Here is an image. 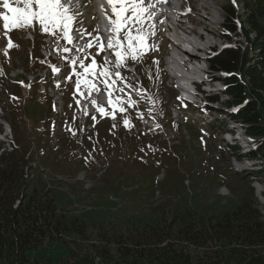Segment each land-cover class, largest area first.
Returning a JSON list of instances; mask_svg holds the SVG:
<instances>
[{
  "label": "rangeland",
  "instance_id": "374dc122",
  "mask_svg": "<svg viewBox=\"0 0 264 264\" xmlns=\"http://www.w3.org/2000/svg\"><path fill=\"white\" fill-rule=\"evenodd\" d=\"M200 1L191 0L189 4L193 2L199 8L201 6ZM205 1L208 3L206 5L217 10L219 21H222L224 13L222 7L230 1L241 2L242 0H217L218 5L211 3V0ZM90 2L91 0H87L86 14L79 16V22L74 25V28L77 29H89L88 33H91L94 26V9L90 7ZM0 13L11 16V13L5 8L0 10ZM192 13L199 17L209 16L207 11L202 10L199 12L194 10ZM35 24H37L36 28L39 33H46L38 23L34 22L33 25ZM3 25V16L0 15V33L3 34V36L1 35L2 54L6 56L9 63H12L14 56H24L21 29L20 27L5 29ZM154 26V23H150V25L144 23V32L152 33L148 37L149 49L136 59V61L141 60L140 65H148L149 63L148 72L151 71L149 66L155 65V68L158 69L162 66L159 62V57L162 56L160 51L152 49V45L158 46L159 44L158 40H152V36L156 32L158 33ZM216 26L214 25V27ZM106 28L109 29V26L106 25ZM224 28L218 31L219 35L222 36L224 33L223 35L228 41L246 44L245 31L241 22H237V29L234 33L223 32ZM23 31L27 54H34L36 46L39 44V50L43 57L41 49L45 46L48 49H53V58L61 59L62 50L59 48V41L53 45H49L43 38L37 39L35 37V40L31 41L27 39L30 35L26 29ZM92 36L93 34L87 37L91 38ZM9 39L15 45L14 47H8ZM47 39L49 40V38ZM92 41L93 39H91ZM219 49L218 47L208 56V58L211 57L210 64L211 68L213 67L211 76L215 77L221 75L215 72L212 61ZM74 50L76 53L77 47H74ZM92 57L97 60L98 64L103 65L101 51L88 48L78 55L75 59L77 61L75 65H72L73 60H70L67 66L73 68L76 73H83L81 63H90ZM160 58L163 59V56ZM23 59L25 62L31 60L28 57H23ZM23 59L21 57L14 58L16 67L15 70L13 69L14 71L12 70L13 73L10 72L11 69L8 71L10 77L14 78L17 74H23L21 67L27 72L38 66L31 64L30 70H27ZM128 60L131 58H127L119 66L115 60H112L116 63H111L110 71H119L125 77L126 85L124 86L132 97L127 96L128 98L123 101V104L115 103L114 106L112 102L115 101L109 99V95H103L106 101L110 102V105L95 104L90 106V112L87 110L89 114L87 118L94 121L95 127L86 136V146L82 150H78L74 142L65 135L59 143L58 141L53 142L54 120H45L47 115L50 116L49 119H52L49 112L45 113L52 106L47 94L48 81L46 79L36 83H29L25 79L21 81L3 80L5 88L4 92L0 93V105L3 103L6 104V107L3 110L0 107V123L7 128L6 138L9 142L6 143V146L10 148L9 143L14 141L12 146L17 144L22 149L31 146L38 152V156L35 155L38 161L35 166V168L37 167L35 169L36 176L32 182L49 180L47 183L52 189L58 207L85 220L90 229L111 224H122L125 227L126 222H135L138 225L152 223L156 205H165L168 208L167 211L190 207L205 215L220 213L240 204L244 196L252 190L254 197L264 209V183L260 180L254 182L249 175L251 169L264 168L262 159L258 163L251 162L249 153L254 148L253 141L246 144L242 139H237L241 145V150L234 152L230 148L231 143L220 136L221 131L211 129L201 123L189 122L192 118L205 116L202 107H199L201 105L207 106V104L214 109L213 111L216 112L215 115L219 119L227 121L228 118L223 112L229 113L233 108L228 106L226 97L219 96V101L212 103L204 101L198 96V103L195 105L184 103L176 95L173 80L166 78L162 85L159 78L153 76V71L150 72L151 75H148L145 69L144 72L147 74L149 82L144 75L143 77L136 75L133 78L130 75V69L127 67ZM163 60H165V55ZM50 65L52 78L55 82L58 72L53 69L58 68V65L52 61ZM103 66L109 67L110 64ZM162 70L168 75L164 61ZM62 76L66 83V75ZM76 78L82 79L83 77L76 75ZM88 79L91 78L88 77ZM212 85H215V90L223 89L220 82ZM0 91H3V87ZM109 92L112 93L113 91ZM136 92L149 95L148 104L159 106L157 112L152 110L145 112L140 109ZM70 93L71 96L67 98L70 101H74V97L80 95L79 92L72 89ZM207 95L209 93L203 94L204 97ZM64 98L61 102L63 106L65 105ZM139 100L142 104V98ZM133 101L135 103H132ZM124 104H126L125 108L130 109L129 116H131L132 122L125 125L127 133L121 136L119 120L121 121L123 114L119 111ZM161 105H165L167 109L162 110ZM180 106H185L191 110H178ZM101 107L105 109V112L100 111ZM141 115H149V117L153 115L157 126L154 129L144 127L145 123L151 124L150 120H144L137 126V121H140ZM79 116V114H74L77 124L80 123L77 120ZM173 118L176 119L174 121L177 123L173 122ZM109 119L111 123L107 124ZM236 126L239 127L240 124L237 123ZM91 128V124L85 130L80 128L81 135L77 136V139L80 141L83 138V132ZM132 128L140 134H132ZM154 131L157 135L152 133ZM11 139L12 141H10ZM52 143L57 145L53 146ZM48 149H50V155H47ZM240 157L241 159L243 157L244 167L248 170H237L241 165L239 163ZM247 157L249 159L246 160ZM45 166H48L46 171ZM30 253L41 260L50 258L55 261L58 258L69 256L71 250L64 241L54 240L47 241L46 244Z\"/></svg>",
  "mask_w": 264,
  "mask_h": 264
},
{
  "label": "trees",
  "instance_id": "16d2710c",
  "mask_svg": "<svg viewBox=\"0 0 264 264\" xmlns=\"http://www.w3.org/2000/svg\"><path fill=\"white\" fill-rule=\"evenodd\" d=\"M224 7L223 32L234 33L241 22L246 44L231 41L212 59L215 72L223 75V96L233 108L223 114L230 123L241 124L250 136L254 148L249 156L264 161V0L230 1ZM2 66L5 74L13 66L5 55ZM138 69L144 72L140 66ZM114 77L121 104L132 96L124 86L125 77ZM136 93V99L143 100L141 104L138 99L140 109L157 112L159 106L148 104L149 95ZM218 95L207 96L219 99ZM124 106L122 118L130 124V110ZM160 108L167 109L164 105ZM206 109L213 108L207 104ZM222 122L204 120L221 133ZM125 125L123 120L119 124L121 136ZM29 147L14 144L0 156V264H264V209L253 190L240 204L220 213L205 215L190 207L167 211L165 205H156L152 223L126 222L125 227L111 224L90 229L85 220L58 207L47 181L32 182L24 177ZM249 175L264 183V168ZM54 240L64 241L70 255L53 261L30 253Z\"/></svg>",
  "mask_w": 264,
  "mask_h": 264
},
{
  "label": "snow or ice",
  "instance_id": "6c2138e0",
  "mask_svg": "<svg viewBox=\"0 0 264 264\" xmlns=\"http://www.w3.org/2000/svg\"><path fill=\"white\" fill-rule=\"evenodd\" d=\"M2 3L3 7L11 13V16L0 13L3 16L5 29L32 26L36 22L46 33L55 35L57 31L62 32V38L66 39L70 45L75 43V37L72 35L73 31L80 32L81 36L92 35L86 29H74V25L79 22L78 17L82 15L74 0H24L23 7H13L9 0H2ZM107 5L112 13L108 17L111 24L109 36L106 40L96 36V44L89 40L86 41L87 47L99 49L101 52L115 50L118 66L123 64L127 58L136 60L149 49L148 37L152 33L144 32L143 25L146 19H153L155 5L148 2V0H107ZM105 14L107 15V10ZM97 31L99 30L97 29ZM14 46L9 39L8 47ZM71 50L67 46L63 49L66 53ZM102 59L103 65L109 64L106 57ZM76 63V60L72 61V65ZM103 65L98 64L94 57L90 59V63H81L83 73H75V75L83 77L76 82L77 90L79 91L81 83H83L89 87V90L94 89L99 93L101 89L93 83V79H100V82L106 88H114L115 85L110 83L109 78L112 75L120 76L121 73L119 71L111 72L109 67ZM53 70L60 71L59 68ZM88 77L93 79H88ZM68 78L71 79V77ZM109 95H111V92H109ZM118 101L119 98L116 102H112L114 106ZM93 103H96V101L94 100ZM132 103H135V101ZM124 110L123 107L120 108V111ZM100 111L105 112V109L101 107ZM124 123L127 125L129 121L125 120Z\"/></svg>",
  "mask_w": 264,
  "mask_h": 264
},
{
  "label": "bare ground",
  "instance_id": "6f19581e",
  "mask_svg": "<svg viewBox=\"0 0 264 264\" xmlns=\"http://www.w3.org/2000/svg\"><path fill=\"white\" fill-rule=\"evenodd\" d=\"M214 1L216 3H218L217 0H214ZM9 2L13 6H17V5L18 6H24V0H9ZM148 2H150V3H152V4L155 5V8L154 9H158V8L161 7V2L159 0H148ZM190 2H191V0L183 1L184 5H185V8L186 9L188 8V10H186V17H182V18L176 19V20H174V18L171 17V19H172L171 23H173L174 27H179L184 32H190V33L193 32L196 35L195 37H198V38L201 39L200 40L201 48L204 49V51H206L208 48H212L213 46H215L217 44L219 38H226V36L223 35L224 33L222 34V36L216 34V32L213 29L214 27H212V25H211L212 22H211L209 16L205 15V16L199 17L198 15H195L194 13H192V11H194V10H196V12H199L200 8L201 7H204L205 0H201L200 1L201 6L199 8L196 7L193 4V2L191 4H189ZM189 9H190V11H189ZM150 23H151L150 20H147V19L145 20V24H149L150 25ZM221 27L223 28V25H221ZM22 28L23 29H26V32L30 35V36L27 37V39H29L31 41H34L36 36L33 33V31L30 30L31 27L24 26ZM200 28H203L205 30V32L201 31ZM74 36L76 37L77 35L75 34ZM155 37H160V35L157 34V32H156V34H154L152 36V40H154ZM42 38L49 45H53L54 43H56L57 41H59V40H56L55 41L52 36H47V37L44 36ZM47 38H49V40ZM206 39H207V41H206ZM152 40H151V42H152ZM172 41H173L172 38H170L168 40L163 39L162 42L164 44H161V46H153L152 45V49L153 50H159L160 51V54L163 56V59H164V55L169 54V51H170L171 48H174L177 51H184V52H186L184 50L183 46H179L178 43L175 44ZM41 51H42L44 57H46V58L53 56L52 55L53 49H48V47H45L44 46V47H42ZM162 56H160V57H162ZM160 57H159V62L162 65L164 60L161 59ZM192 57H195V59H197L198 56L196 54H193ZM55 59H57L61 64L63 63V60L58 59V58H55ZM136 62L138 63V67L140 66L143 70L145 69V71H147V66L149 65V63H148V65H140L141 60L140 61H136ZM177 63H178L179 66H181L182 69H184L186 71H189L188 65L186 64V61L184 59L180 58L177 61ZM149 68L151 70L150 72L153 71V76L159 78V82H161L162 85H163V83H164V81H165L166 78H169L171 80L174 79V77L171 76L172 73H169L168 72V75H167L166 72L162 70V66H160L159 69L158 68H155V65L153 67L152 66L151 67L149 66ZM21 70H22V73L23 74H19V75L26 76L30 81H34V80H37V79H40V78H45V77H48V79H50V77H49V74H50L49 68H46L45 69V66L44 65H38L37 67L33 68L31 71H27V72L22 67H21ZM13 71H12V73H13ZM1 72L2 71H1V62H0V75H1ZM150 72L147 71L148 75H151L152 74ZM192 72H194V71H192ZM141 73H144L143 75H146V77H147V74L145 72H141ZM19 75L17 74L14 78L20 77ZM68 75H72V74L69 73ZM215 78H216L215 76L212 77L209 82L210 83H213V81H214ZM147 81L149 82V79L148 78H147ZM59 83L60 84H64L65 83L64 77L62 75H60V77H59ZM2 87H3L2 86V83L0 82V89H2ZM48 90H49L50 96L52 97L53 101L55 102L56 105H58L57 110L60 113V117L62 119L64 106L61 104V102H62L63 98L65 97V92L62 89H57V88H54L53 86H49ZM77 120L80 122L78 124V126H83V128H81L82 130H85V128L86 127H89V125H90V123H88L85 119L81 118L80 116H79V119H77ZM139 125H140V121H137V126H139ZM137 134H140V132L137 133ZM76 138H78V137H76ZM82 139L80 141H82ZM31 153L32 152L30 151L27 154V156H30L31 157ZM30 157L28 159L29 162L27 163V165L25 166V169H24V177L26 179L33 178L35 176V172H36L35 171V169H36L35 168L36 162L34 160H31Z\"/></svg>",
  "mask_w": 264,
  "mask_h": 264
},
{
  "label": "built area",
  "instance_id": "2783aa9c",
  "mask_svg": "<svg viewBox=\"0 0 264 264\" xmlns=\"http://www.w3.org/2000/svg\"><path fill=\"white\" fill-rule=\"evenodd\" d=\"M18 6V5H17ZM23 7V6H20ZM30 27V26H29ZM63 45H65V43L62 40V33H61V38L59 39V48L61 50H63ZM78 125V124H77ZM79 128H83V126H78ZM77 139V138H76ZM78 140V139H77ZM79 141V140H78ZM30 156H26L27 159H29Z\"/></svg>",
  "mask_w": 264,
  "mask_h": 264
}]
</instances>
